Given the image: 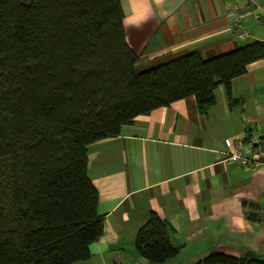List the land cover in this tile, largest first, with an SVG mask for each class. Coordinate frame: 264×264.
I'll list each match as a JSON object with an SVG mask.
<instances>
[{
    "label": "trees",
    "instance_id": "obj_1",
    "mask_svg": "<svg viewBox=\"0 0 264 264\" xmlns=\"http://www.w3.org/2000/svg\"><path fill=\"white\" fill-rule=\"evenodd\" d=\"M121 0H0V264H76L104 233L88 147L141 115L195 97L206 115L222 86L264 58L255 41L137 72ZM264 147V136L262 137ZM171 225L151 213L135 237L149 264L179 255ZM194 264H264L212 252Z\"/></svg>",
    "mask_w": 264,
    "mask_h": 264
},
{
    "label": "crops",
    "instance_id": "obj_2",
    "mask_svg": "<svg viewBox=\"0 0 264 264\" xmlns=\"http://www.w3.org/2000/svg\"><path fill=\"white\" fill-rule=\"evenodd\" d=\"M126 40L142 72L183 55L211 59L255 41L264 43V0H121ZM236 6L249 36L229 21ZM234 103L222 86L216 105L198 112L189 97L122 127L88 147V176L99 194L102 237L91 258L76 264H149L135 237L151 213L172 227L175 258L194 264L212 252L255 254L264 262V167L222 163L224 141L264 136V58L232 81ZM174 260V259H173ZM169 262V261H168Z\"/></svg>",
    "mask_w": 264,
    "mask_h": 264
},
{
    "label": "built area",
    "instance_id": "obj_3",
    "mask_svg": "<svg viewBox=\"0 0 264 264\" xmlns=\"http://www.w3.org/2000/svg\"><path fill=\"white\" fill-rule=\"evenodd\" d=\"M229 21L233 28L238 29V38L246 39L249 36V26L243 23L244 16L238 14L236 6L229 11ZM253 18L257 21L264 20V10L256 7ZM262 134H252L248 140L225 139V150L218 152L220 162L233 163L248 169L257 170L264 167V147L262 146Z\"/></svg>",
    "mask_w": 264,
    "mask_h": 264
},
{
    "label": "rangeland",
    "instance_id": "obj_4",
    "mask_svg": "<svg viewBox=\"0 0 264 264\" xmlns=\"http://www.w3.org/2000/svg\"><path fill=\"white\" fill-rule=\"evenodd\" d=\"M175 260H178V259L170 260L166 264H184L183 259H181V261H175Z\"/></svg>",
    "mask_w": 264,
    "mask_h": 264
}]
</instances>
